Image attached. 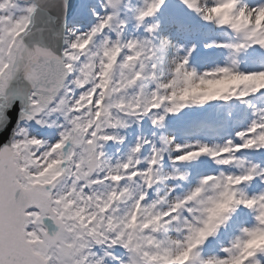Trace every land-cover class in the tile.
<instances>
[{
    "label": "snow or ice",
    "instance_id": "6c2138e0",
    "mask_svg": "<svg viewBox=\"0 0 264 264\" xmlns=\"http://www.w3.org/2000/svg\"><path fill=\"white\" fill-rule=\"evenodd\" d=\"M0 264H264V0H0Z\"/></svg>",
    "mask_w": 264,
    "mask_h": 264
}]
</instances>
